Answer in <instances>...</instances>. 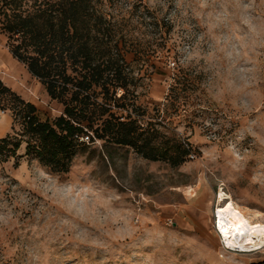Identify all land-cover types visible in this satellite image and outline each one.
Wrapping results in <instances>:
<instances>
[{"label":"rangeland","instance_id":"374dc122","mask_svg":"<svg viewBox=\"0 0 264 264\" xmlns=\"http://www.w3.org/2000/svg\"><path fill=\"white\" fill-rule=\"evenodd\" d=\"M102 5L149 54L125 57L136 106L192 156L172 168L83 139L68 173L52 175L22 144L16 158L0 162V264H264V246L224 249L213 217L222 193L264 223V0ZM177 74L183 84L173 103L167 95ZM17 76L18 96L38 102L41 121L61 114L0 33V81ZM1 112L0 138H19V122Z\"/></svg>","mask_w":264,"mask_h":264},{"label":"trees","instance_id":"16d2710c","mask_svg":"<svg viewBox=\"0 0 264 264\" xmlns=\"http://www.w3.org/2000/svg\"><path fill=\"white\" fill-rule=\"evenodd\" d=\"M0 33L11 56L62 107L52 122L41 121L32 104L0 82V111H10L21 126L19 138H0V162L16 158L25 144L26 156L64 175L85 137L172 168L192 156L189 144L165 136L136 106L130 94L136 79L125 57L143 61L149 54L130 41L102 0H0ZM182 84L175 75L167 99L176 103Z\"/></svg>","mask_w":264,"mask_h":264},{"label":"bare ground","instance_id":"6f19581e","mask_svg":"<svg viewBox=\"0 0 264 264\" xmlns=\"http://www.w3.org/2000/svg\"><path fill=\"white\" fill-rule=\"evenodd\" d=\"M4 122L5 118L0 111V125ZM222 196L219 193L213 217L215 232L224 249L237 250L240 253L261 249L264 246V223L260 218L245 216L233 207L230 200L224 201Z\"/></svg>","mask_w":264,"mask_h":264},{"label":"crops","instance_id":"0c3cea01","mask_svg":"<svg viewBox=\"0 0 264 264\" xmlns=\"http://www.w3.org/2000/svg\"><path fill=\"white\" fill-rule=\"evenodd\" d=\"M9 52V51H8ZM10 54V53H9ZM11 55V54H10ZM12 57V56H11ZM13 58V57H12ZM14 59V58H13ZM15 60V59H14ZM16 61V60H15ZM17 62V61H16ZM20 64V63H19ZM2 81V80H1ZM0 81V82H1ZM11 82H8L7 84H5L6 85V87H8L10 90H12L14 93H17V95H20V91H19V89H20V87L18 86V84L17 83H19L20 84V82H18V81H20V78L17 76V77H15V78H13V79H11L10 80ZM3 82V81H2ZM1 82V83H2ZM4 83V82H3ZM31 96H33V95H31ZM42 97V100H43V95H41ZM47 96V95H46ZM45 96V97H46ZM23 97V99H24V101H26V102H28V103H30V104H32L36 109H37V116H38V109H39V106H38V102H36V101H34L31 97H24V96H22Z\"/></svg>","mask_w":264,"mask_h":264},{"label":"built area","instance_id":"2783aa9c","mask_svg":"<svg viewBox=\"0 0 264 264\" xmlns=\"http://www.w3.org/2000/svg\"><path fill=\"white\" fill-rule=\"evenodd\" d=\"M83 139H85L86 141H88V138H87V137H85V138H83ZM83 139H80V141H83Z\"/></svg>","mask_w":264,"mask_h":264}]
</instances>
